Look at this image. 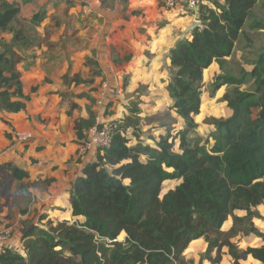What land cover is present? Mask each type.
<instances>
[{"label":"trees","instance_id":"trees-1","mask_svg":"<svg viewBox=\"0 0 264 264\" xmlns=\"http://www.w3.org/2000/svg\"><path fill=\"white\" fill-rule=\"evenodd\" d=\"M259 1L209 0L200 6L202 26L169 53L168 90L183 127L148 144L132 143L116 128L110 146L98 149L74 181L73 215L84 220L26 227L23 251L4 249L0 264H195L185 252L200 238L207 247L198 264L220 263L225 247L233 264H243V252L264 264V244L241 250L234 241L241 233L264 241V231L254 222L260 217L258 206L264 204V50L250 72L253 89H241L243 80L228 74L219 75L214 84L215 89L225 84L236 88L224 96L231 116L214 119L213 143H195L191 137L199 126L204 71L214 62L222 66L233 54ZM20 11L17 2L0 0V103L15 113L25 110L30 100L18 64L24 60L19 48L28 50L32 40ZM45 16V11L36 13L31 23L39 25ZM251 26L264 29L259 21ZM5 33L12 34L10 41ZM75 81L81 82L78 77ZM94 122L92 114L77 119L78 134L84 136ZM0 171L15 178L28 175L11 162L1 164ZM176 179L181 182L162 194L165 181ZM229 219L232 227L225 230ZM122 234L124 240L119 239Z\"/></svg>","mask_w":264,"mask_h":264},{"label":"crops","instance_id":"crops-1","mask_svg":"<svg viewBox=\"0 0 264 264\" xmlns=\"http://www.w3.org/2000/svg\"><path fill=\"white\" fill-rule=\"evenodd\" d=\"M8 1L19 4L18 17L30 24L36 13L45 11V18L37 25L40 35L49 39V46L57 45L51 41L60 42L62 35L63 43L75 49L69 58L41 54L45 52L40 49L23 54L24 60L18 64V70L24 94L29 95L30 100L25 110L6 111V117H0V165L11 162L28 173L15 178L10 171H0V229L12 228L10 248L22 252L19 229L24 233L28 226L43 227L45 224L40 223L47 219L54 222L84 220L82 216L73 215L70 195L75 179L83 173L85 164L95 160L96 153L79 156L78 150L85 137L78 134L77 119L89 118L91 114L94 121L98 116L103 120L113 118L106 115V110L108 104L112 103L111 108L116 105L113 92L123 86V76L129 73L138 77L145 75L148 56L153 57L152 65H158L160 53H165L167 61L163 62L170 66L169 53L179 41L180 28L189 27L195 18L185 24L190 17L184 16L185 9L180 5L184 2L168 9L164 0ZM57 29L62 31L55 37L49 30ZM116 49L119 56H115ZM141 63L143 67H136ZM96 65L101 76L106 77L103 82L108 84L103 107L96 104L103 82L96 92L88 91L94 84L87 86V78L94 75ZM72 73L80 83L66 82L64 76L71 77ZM69 85L77 86L75 93L80 94L71 97L68 104L63 101L61 92ZM134 86V81L128 85L129 89ZM93 97L95 106L88 108ZM74 104L76 107L72 106ZM3 177L7 178L6 183L1 182ZM261 206L264 204L258 207ZM259 226L264 231V225ZM252 237H255L254 245L247 244V247L264 244L262 238ZM194 241H202L206 249L203 238ZM223 251L232 258L226 247ZM251 259L259 264L253 257Z\"/></svg>","mask_w":264,"mask_h":264},{"label":"rangeland","instance_id":"rangeland-1","mask_svg":"<svg viewBox=\"0 0 264 264\" xmlns=\"http://www.w3.org/2000/svg\"><path fill=\"white\" fill-rule=\"evenodd\" d=\"M182 4L180 5L185 9L184 16L188 15L190 17L188 21H185V24H188L193 18L198 20L197 12L189 8L186 3ZM254 21L264 23V0H260L256 5L252 16L248 20L243 33L236 43L233 54L224 61L222 66L215 62L204 71L202 83L204 101L201 112L197 118L199 126L191 135V137H193L192 141H195V143L209 140L210 144H212L213 139L211 138V135L215 132V125L213 123L214 119L227 118L232 114V110L228 106L224 96L226 93L233 94L236 87L235 85L225 84L219 89H215L214 84L217 80H219V75L228 74L241 78L243 80V84L240 88L243 90H251L254 87V81L250 72L254 67V63L256 62L258 55L264 50V29L253 28L251 25ZM15 26L19 27L18 21L15 23ZM185 27H187V25L180 28L181 31L179 40L181 39V34L186 29ZM23 29L32 40V46L28 50H22L19 48L22 54H29L40 49L41 52H45L41 54H47L50 56L53 55L56 58H69V55L71 56L75 50L71 48L72 46L63 43L65 39L62 38V35H58L62 31H60V29H57L54 32L53 30H49L50 33H53V36H59V38H61L59 39L60 42L55 40L51 41L56 42L57 45L55 46H49V39L43 38L40 35L41 31L37 28V25L32 23L30 24L26 21L23 23ZM190 34L191 33H189L186 38H189ZM3 36L9 41L12 39L11 33H5ZM116 51L117 54L115 56H119V51L117 49ZM127 52L129 53V50H127ZM158 56L157 62L159 66L152 65L151 59L153 57L150 58V56H148L146 64L148 69L145 75L142 74V76L139 77L134 76L133 73L124 75L122 79L123 86L119 88V90L116 89L118 92H113L116 96V105L114 108H111L112 103L107 106L106 115L113 117L112 120L115 122L117 126L116 128H120V130L129 136L132 143L137 141L144 144L154 143V141L159 139L160 135H175L177 131L183 127V119L175 112L174 109H172L173 102L168 90V82L171 77L172 69L169 65L164 63L167 61V58L164 60L165 53H160ZM67 61L69 63V60ZM128 62L129 59L126 60V63ZM138 66L143 67L144 63H141L140 65L137 64L136 67ZM99 72L100 70L96 65L93 73L94 75L87 78V86L94 84V86L88 91L96 92L99 89L100 83L106 80V77L101 76L102 74ZM73 74L74 73L71 74V77L68 76L66 82L69 80H71V83L75 81L76 77L72 76ZM45 80L49 81V78H45ZM125 80L127 81L126 85H124ZM133 81L135 82V86L133 88L130 87L129 89L128 85ZM71 86L69 85L66 91L61 92V94L64 95L63 101L68 104L70 103L71 97H75L80 94L75 93L77 86L74 85L73 88L70 89ZM93 105L95 106V97L90 99V105H88V108ZM6 114V110L0 103V117H6ZM175 151L179 152L180 149L176 146ZM6 179V177H3L1 182L6 183ZM180 182L181 180L178 179L166 181L163 186L162 194L166 193L169 189L174 188ZM257 209L260 212V217L254 218V222H256V225L260 230H263L260 228L259 224L264 225V206H261L260 208L258 207ZM236 214L243 216L245 212L237 210ZM40 220H42V218H40ZM49 221L53 220H44L40 223V225L45 224L46 226ZM232 224V219H229L225 226V230H229L232 227ZM23 226L25 227L24 224ZM19 232L23 236L24 233H22L20 229ZM252 236L257 235H244L241 233L234 238V241L238 243L241 250H246L247 244L254 245L255 237ZM124 238L125 234H122L119 237L120 240H124ZM204 250L205 245L202 241H194L186 250L187 254L185 252V256L188 261H193L195 264H198ZM242 257L243 264H255L248 254L243 252ZM202 264L213 263L210 261H203ZM218 264H233V260L228 254H226L223 257V260Z\"/></svg>","mask_w":264,"mask_h":264},{"label":"built area","instance_id":"built-area-1","mask_svg":"<svg viewBox=\"0 0 264 264\" xmlns=\"http://www.w3.org/2000/svg\"><path fill=\"white\" fill-rule=\"evenodd\" d=\"M182 2L186 3L189 8L197 12L200 6L208 4L209 0H164L165 7L168 9L174 8ZM107 88L108 84L103 82L101 89L99 90V97L96 100L98 107L104 106ZM116 127L117 126L112 118H106L103 120L100 116L96 117L95 122L83 131L85 139L78 150L79 156H85L89 152L96 153L98 149L110 146ZM12 236V228L8 227L0 229V252L6 248H10V240Z\"/></svg>","mask_w":264,"mask_h":264},{"label":"water","instance_id":"water-1","mask_svg":"<svg viewBox=\"0 0 264 264\" xmlns=\"http://www.w3.org/2000/svg\"><path fill=\"white\" fill-rule=\"evenodd\" d=\"M201 23L199 20H195L189 27H187V29L183 32L182 38H185L189 33H191L194 29H196L197 27H201ZM243 258V257H242Z\"/></svg>","mask_w":264,"mask_h":264}]
</instances>
